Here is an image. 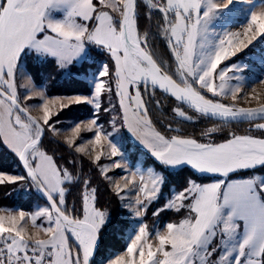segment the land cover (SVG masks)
<instances>
[{
  "label": "snow or ice",
  "instance_id": "snow-or-ice-1",
  "mask_svg": "<svg viewBox=\"0 0 264 264\" xmlns=\"http://www.w3.org/2000/svg\"><path fill=\"white\" fill-rule=\"evenodd\" d=\"M0 148V264H264V0H0Z\"/></svg>",
  "mask_w": 264,
  "mask_h": 264
},
{
  "label": "trees",
  "instance_id": "trees-1",
  "mask_svg": "<svg viewBox=\"0 0 264 264\" xmlns=\"http://www.w3.org/2000/svg\"><path fill=\"white\" fill-rule=\"evenodd\" d=\"M156 43H157L159 51L163 54L164 53L163 44H161L159 41H157ZM164 58L167 59V56L164 55ZM51 87L53 89H55L56 85H51ZM82 111H86V109H82ZM167 115H168V112L166 109L163 113L154 112V118H164ZM212 122L213 121H207V122L201 123V124L197 125L195 128H193L192 125H185V127L188 131L195 130V131L199 132L203 127H205L207 124H210ZM247 127H248L247 122L233 123V124L228 126V128L235 129V130H238L241 132L246 130ZM0 151H3V149L0 148ZM9 162L11 163L10 160H9ZM12 167L15 168V164H12ZM109 201H110V206H112V207L116 206L117 201H111L110 198H109ZM13 202H16L17 204H20V205L27 206V204L29 203V197L26 195H23V194L18 195L16 192H13L10 188L5 190L2 187H0V205L7 204V205L11 206L13 204ZM31 203L33 204L34 202L31 201ZM151 222H152L151 219H149L150 224H151Z\"/></svg>",
  "mask_w": 264,
  "mask_h": 264
},
{
  "label": "rangeland",
  "instance_id": "rangeland-1",
  "mask_svg": "<svg viewBox=\"0 0 264 264\" xmlns=\"http://www.w3.org/2000/svg\"><path fill=\"white\" fill-rule=\"evenodd\" d=\"M234 27L235 28H238L239 27V24L238 23H235L234 24ZM244 51L247 52L246 49ZM237 55H240V54L238 53ZM249 63L252 64V67L255 69L256 74L258 75L259 72H260L259 61L258 60H256V61H249ZM244 74H245V76H251L252 75V70L251 69H246ZM241 103H243V101H241ZM105 126H106V128L108 127L107 125H105ZM125 135H127V134L125 133ZM124 150L128 153V159L130 161H135L137 159V157L139 155V146H134L133 143H132V141H131V139H129L128 142L125 144ZM25 191H28V190L25 189ZM33 202H34L33 203V205H34L35 204V201H33Z\"/></svg>",
  "mask_w": 264,
  "mask_h": 264
}]
</instances>
